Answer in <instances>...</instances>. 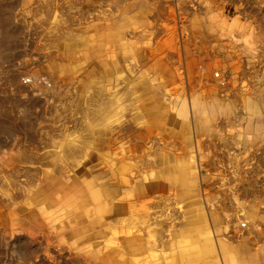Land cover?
<instances>
[{"label": "bare ground", "instance_id": "bare-ground-1", "mask_svg": "<svg viewBox=\"0 0 264 264\" xmlns=\"http://www.w3.org/2000/svg\"><path fill=\"white\" fill-rule=\"evenodd\" d=\"M106 1L40 0L31 10L38 24L45 27L40 50H45L46 56L21 72L32 77V85L41 93L50 96L52 92L57 97L75 81L71 73L77 74L83 61L95 60L88 64L89 73L76 82L80 91L93 90L92 108L82 111L83 137L74 141L64 138L53 147H61L71 164L93 150L98 169L82 181L70 179L66 162L56 161L55 173L46 174L45 182L31 189L25 202L12 211L0 206V219L19 230L46 232L90 264H264V214L258 191L251 192L257 199L254 206L245 200L236 215L237 207L230 197L232 183L208 184L209 176L200 171L201 167L212 171L216 165L200 136L218 132L224 122L236 116L232 98L238 100L237 91H245L233 80L240 60L254 54L264 56L262 17L245 16L242 33H234L216 19L213 4V8H206L194 20V44L215 45L211 52L205 51L208 58L201 61V50L207 49L192 51L188 42L192 35L184 34L191 31L184 23L179 37L175 31L168 39L156 42L142 36L139 29L145 19L139 14L145 16L154 8L160 11L159 0L118 1L109 13L100 9ZM75 9L82 12L77 18L103 23L80 28L84 22L72 17ZM167 47L184 52L182 74L173 69L171 56H165ZM126 61L139 69L134 71L138 83L116 95L113 89L118 84L115 87L105 78L117 77ZM196 66L197 78H189ZM45 70L57 76L53 87L43 84ZM186 75L191 82L187 93ZM257 85L260 98L252 94L240 100L258 115L262 112L259 106H264V71ZM172 90L179 97L176 106L167 102ZM124 95L131 96L138 111L130 120L122 119L127 110ZM225 96L230 99H223ZM73 102L76 106V100ZM78 108L82 110L80 105ZM233 121L243 128L244 143L240 135L232 137L222 152L225 157L220 156L235 168L245 198L253 185L245 182L243 160L232 150L247 152L264 140V115L253 121ZM240 145L242 150L237 149ZM256 156L261 159L260 153ZM1 191L4 197L16 199L7 188L2 186ZM236 222L239 224L234 228L231 224ZM245 234L255 236L253 243L236 239Z\"/></svg>", "mask_w": 264, "mask_h": 264}, {"label": "rangeland", "instance_id": "rangeland-1", "mask_svg": "<svg viewBox=\"0 0 264 264\" xmlns=\"http://www.w3.org/2000/svg\"><path fill=\"white\" fill-rule=\"evenodd\" d=\"M118 1L129 3L131 0H108L102 4L100 9L109 13L118 5ZM159 1L162 4L160 11L154 8L145 16L139 14L141 20L145 19L144 26L139 29L142 36L147 40L151 37L152 41L156 42L164 37L165 40L168 39L171 33L175 31L179 37L181 25L184 23V27L190 28L191 31L186 32L183 29L184 34L189 33L190 36L192 35L188 41L191 42L192 51L199 52L201 47L207 49L203 50L202 48L201 61L208 58L205 51L211 52L215 44H209V46L200 42L201 45L199 43L194 44V36L197 34L194 20L200 18L202 11L205 12L206 8H213L212 4L214 5L213 9L217 12L216 19H221L222 26L226 27L229 32L240 33L246 24L245 16L249 18L252 15L260 14L264 21V1L261 0ZM164 1L165 3H163ZM37 3H40V0H0V206H4L5 209L8 208V211H12V208L17 206L18 203L25 202L28 192L39 183L45 182L44 176L46 174L55 173L53 166L60 159L66 162L67 176L70 179L72 177L79 180L85 179L91 173H96L95 170L98 169L97 162L93 160L96 157V152L93 150H90L87 154L86 152L81 154L78 162L71 164L72 159H67L68 155H64L61 147H53L55 143L59 144L64 138L74 141L83 137L80 128L83 122L82 111L92 108L90 97L93 90L84 88L83 91H80L81 85L76 82L83 74L89 73L88 64L95 60L83 61L80 71L77 74L71 73L75 81H70L66 87V92L57 97L52 92L50 96L41 93L38 88L32 85V77L29 74L21 73L26 65L38 58L44 59V56H46V51L40 50V45H43V40L46 38L45 27L38 24L31 10L32 7L37 6ZM81 13V9H75L71 15L75 19ZM78 19L84 22L78 25L80 28L81 26H90L88 23H103V21H94V18L85 20L79 17L75 20L78 21ZM75 27L78 29L77 25ZM178 37L177 41L179 42L180 38ZM142 46L146 48V43L143 42ZM169 47L165 48V56H171L172 64L175 65L173 69H177L182 74L185 70L183 67L184 52ZM209 47L210 50H208ZM197 66L191 76L189 75V78H197L199 74ZM135 68L126 61L123 63L122 69L120 68V72H116L117 77L110 76L109 78L106 76V81L112 82L113 86L116 87L118 84V88L113 89L116 95L124 93L128 88L132 89L136 85L135 83H138L137 73L134 71L139 69ZM237 68V76H233L234 83L239 84L245 91H237L238 100L232 98L236 114L233 118H238L243 122L253 121L258 118V115L261 116V113L262 116L264 115V106H259L262 111L260 114H253L242 104L240 97L244 100V97L253 94V97L260 98L261 92L256 87H258L259 75L264 71V56L261 57L260 54L257 57L254 54L249 58L242 57ZM54 76L57 78L50 71H43L42 77L45 78L43 84L53 87L55 84ZM91 78H94V76L91 75ZM10 80H13V83H10ZM17 80H19V84ZM190 83L186 75L184 84L186 93ZM63 86L64 84L61 85V87ZM175 86L181 88L182 84ZM224 89L227 90V88ZM172 93V97L167 102L172 106H176L180 103L179 97L176 94L177 91L172 90ZM226 93L228 95L227 91ZM223 99L230 98L225 96ZM73 100H76V106ZM122 100L125 108H127L125 115L128 114V116L123 115L122 119L130 120L134 116L133 114L138 111L132 106L131 96L124 95ZM77 104L80 105L82 110H79ZM233 120H227V122L233 123L234 126H228L227 122H224L226 125L224 128H219L218 132L200 136V141L205 143L207 150L211 153L209 158L216 163L212 167L214 170L211 171L208 167H201L200 171L203 175L209 176L208 184L213 181L232 183L233 189L230 197L237 207L236 215L240 214L241 211L238 207L245 200L248 201V206L251 208L255 204L253 202H257L254 194L251 193L253 191H258L264 214V140L254 144L258 149L251 147L249 151L246 150L247 152H233L234 150H232V153L237 154L236 156L243 160L242 169L243 172H246L248 180L245 182H251L253 185L252 191L248 193L249 195H245L246 199L241 195L242 189L239 187H243V185L236 179L235 168L228 166L227 161L221 159L220 156L222 154L225 157L222 152L226 150L227 142L233 141L232 137L240 135L239 140L243 141L241 134L243 128L238 124L235 125ZM177 144H179V141ZM243 147L240 145L237 146V149L242 150ZM257 153L261 154V159L256 156ZM213 172L216 175L213 176ZM2 186L7 188L8 194L16 197V199L4 197L5 195H2L1 191ZM218 196L221 198L223 194L220 195L219 193ZM252 199L255 200L252 201ZM236 223L231 225L235 228L239 224ZM238 236L236 239L244 238L251 243H253L255 237L249 234ZM51 237L52 235L40 230H19L0 219V264H90L83 261L81 257H77L75 251L68 248L66 244L60 245L57 240H53Z\"/></svg>", "mask_w": 264, "mask_h": 264}]
</instances>
